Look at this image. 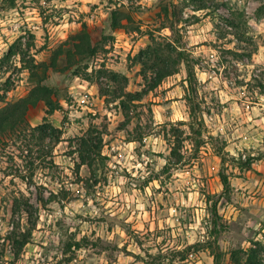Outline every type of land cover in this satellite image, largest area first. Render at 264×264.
I'll list each match as a JSON object with an SVG mask.
<instances>
[{
  "label": "rangeland",
  "instance_id": "1",
  "mask_svg": "<svg viewBox=\"0 0 264 264\" xmlns=\"http://www.w3.org/2000/svg\"><path fill=\"white\" fill-rule=\"evenodd\" d=\"M32 64L56 111L0 143V264H264V0H0L9 102Z\"/></svg>",
  "mask_w": 264,
  "mask_h": 264
},
{
  "label": "trees",
  "instance_id": "2",
  "mask_svg": "<svg viewBox=\"0 0 264 264\" xmlns=\"http://www.w3.org/2000/svg\"><path fill=\"white\" fill-rule=\"evenodd\" d=\"M82 45H85V52H90V54H94L95 51L93 50V47L91 46V41L88 37L86 38H80V43L77 46L80 48ZM149 54L144 58V60L153 61L155 67L157 69V75H161L157 82L159 83L162 81V79L166 76H170L173 73L167 72L165 75H163V72L167 71V65L166 61L161 60V52L162 50L166 53H170L172 50L169 49V47H163V45L159 44L157 46H149ZM183 62L186 63V70L188 73V85L190 89H192V73L189 70V61L188 56H184V54H180ZM183 55V57H182ZM53 67H56V61L57 59H53ZM41 65L39 64H32L29 68L30 73V84L32 85L31 90L29 91L28 95L22 99H19L17 102H9L7 94L10 92V90H3L4 92L0 90V108L2 105L4 107L1 109L0 113V143L6 138L7 135H10L11 132H14L16 123H22L27 124V116L30 112V110L34 107H36L39 102L45 101L48 108H49V114H52L54 111H56V108L54 107L53 100H52V94L53 89L49 86H46L43 84V82L47 78V71L49 67H44V70H40ZM43 127H38V130L43 131ZM223 184L228 185V181L225 179L223 180ZM28 242H25L27 244Z\"/></svg>",
  "mask_w": 264,
  "mask_h": 264
}]
</instances>
